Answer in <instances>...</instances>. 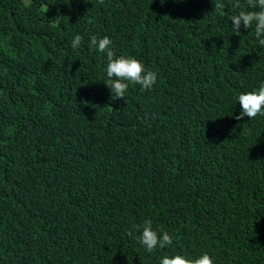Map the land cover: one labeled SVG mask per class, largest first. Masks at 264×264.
<instances>
[{
	"label": "trees",
	"instance_id": "16d2710c",
	"mask_svg": "<svg viewBox=\"0 0 264 264\" xmlns=\"http://www.w3.org/2000/svg\"><path fill=\"white\" fill-rule=\"evenodd\" d=\"M214 2L0 0V264H264V116L234 118L264 46L233 34L247 0ZM93 35L153 87L116 98ZM145 218L173 245L147 252Z\"/></svg>",
	"mask_w": 264,
	"mask_h": 264
},
{
	"label": "clouds",
	"instance_id": "9594fccd",
	"mask_svg": "<svg viewBox=\"0 0 264 264\" xmlns=\"http://www.w3.org/2000/svg\"><path fill=\"white\" fill-rule=\"evenodd\" d=\"M104 0H100L102 4ZM163 2V0H161ZM249 9L241 10L228 19L232 22L233 34L240 36L241 28L250 29L255 25V37L261 46H264V0H247ZM226 7L223 0H215L214 8L224 9ZM236 7H239L237 4ZM258 9V10H257ZM47 11V7H46ZM83 37L77 34L71 42L73 49L79 48ZM112 40L107 35L98 38L93 35L90 38V49L97 50L107 55L106 77L104 83L111 90L116 98L125 99L129 84H138L142 90H149L157 80V73L146 71L144 63L135 56L117 55L112 48ZM241 111L235 115L236 120H242L245 116L255 119L257 116H264V82L258 88L241 92L238 99ZM140 232L138 242L145 247V250L152 253L157 248L164 249L172 246L173 236L162 228L158 231L153 228V221L145 218L142 224L134 226ZM132 233L129 232V235ZM159 264H216L213 256L205 251L193 257L187 253L176 252L175 254H164L159 260Z\"/></svg>",
	"mask_w": 264,
	"mask_h": 264
}]
</instances>
